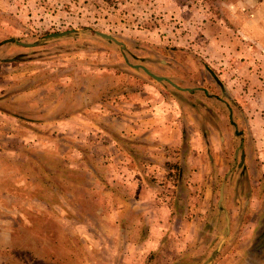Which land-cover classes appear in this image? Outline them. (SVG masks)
Wrapping results in <instances>:
<instances>
[{"label": "rangeland", "instance_id": "rangeland-1", "mask_svg": "<svg viewBox=\"0 0 264 264\" xmlns=\"http://www.w3.org/2000/svg\"><path fill=\"white\" fill-rule=\"evenodd\" d=\"M142 98L162 139L114 129ZM263 225L264 0H0V264H264Z\"/></svg>", "mask_w": 264, "mask_h": 264}, {"label": "crops", "instance_id": "crops-1", "mask_svg": "<svg viewBox=\"0 0 264 264\" xmlns=\"http://www.w3.org/2000/svg\"><path fill=\"white\" fill-rule=\"evenodd\" d=\"M137 101L139 104H136V103L131 104V106H133V112H124V113H120L119 115L115 116V119L117 118L118 121L116 122L114 129L117 131L118 134L125 135V136L130 137V138L143 135V137H145V138L147 137L148 139L151 140V139L155 138L154 133H156V135H158V136H160V135L162 136V134H161L162 131L159 129L160 127L158 126L157 127L158 131L155 132L154 129H152V128H154V127H152V125H153V123L158 125L159 122H157V121L154 122V119H157V117H159L161 119L164 115L168 116L169 112H148V110L151 111L152 103L149 102L150 103L149 104L148 101H146L144 98L139 99ZM154 111H155V108H154ZM163 119H165V116ZM148 121H150V122L148 123ZM160 123L162 124V126L165 127L164 121H163V123L162 122H160ZM176 131H177V129L175 128L174 132L176 133ZM161 136L158 137V139H162ZM129 166H130L129 172L134 170L133 167L134 168L136 167L135 163L130 162V161H129ZM147 166H148V164H147ZM124 170H126V169H124ZM134 173L135 172L130 173L128 175L132 176L133 178L135 177V179H138V174H134ZM138 195H139L138 198H140V194H138ZM162 205H164V204L162 203ZM118 211L119 210H116V211H113L111 213L113 215H117V214L121 213Z\"/></svg>", "mask_w": 264, "mask_h": 264}, {"label": "water", "instance_id": "water-1", "mask_svg": "<svg viewBox=\"0 0 264 264\" xmlns=\"http://www.w3.org/2000/svg\"><path fill=\"white\" fill-rule=\"evenodd\" d=\"M66 33V31H63V32H57V33H53V34H50L51 36H54V35H62ZM94 33H96L97 35L101 36V37H104L106 39H109L111 41H113L114 43L116 44H119L121 47H123V45L117 41L114 37H112L111 35L109 34H105L103 32H99V31H94ZM132 67L134 68H140L142 69L147 75H149L150 77H152L154 80L156 81H161V80H164L166 81L167 83H169L171 86H173L174 88L176 89H179V90H186L188 91L189 89L188 88H181V87H178L175 83H173L172 81H170L169 79L165 78L164 76H158V75H155L153 74L152 72H150L149 70H147L144 66L142 65H138V64H134V65H131Z\"/></svg>", "mask_w": 264, "mask_h": 264}, {"label": "flooded vegetation", "instance_id": "flooded-vegetation-1", "mask_svg": "<svg viewBox=\"0 0 264 264\" xmlns=\"http://www.w3.org/2000/svg\"><path fill=\"white\" fill-rule=\"evenodd\" d=\"M250 249L257 255V258L264 255V225L258 230L256 237L250 245Z\"/></svg>", "mask_w": 264, "mask_h": 264}]
</instances>
